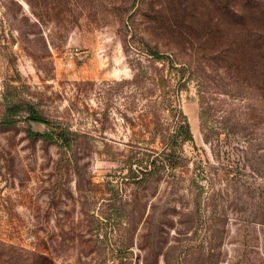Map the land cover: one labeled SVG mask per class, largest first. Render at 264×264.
Wrapping results in <instances>:
<instances>
[{"label": "rangeland", "instance_id": "rangeland-1", "mask_svg": "<svg viewBox=\"0 0 264 264\" xmlns=\"http://www.w3.org/2000/svg\"><path fill=\"white\" fill-rule=\"evenodd\" d=\"M242 1L0 0L4 264H264V98L226 15Z\"/></svg>", "mask_w": 264, "mask_h": 264}, {"label": "trees", "instance_id": "trees-1", "mask_svg": "<svg viewBox=\"0 0 264 264\" xmlns=\"http://www.w3.org/2000/svg\"><path fill=\"white\" fill-rule=\"evenodd\" d=\"M241 7L242 8H229L226 14L230 21L229 25L232 32L230 34V39L232 43L238 45V42L241 41L240 48L239 46L236 49L232 47L230 62L235 69L242 71L247 70L246 68L250 66L248 71L253 75L252 77L255 82H257L254 84L250 81V84L254 85V87L259 90L261 98H264V27L259 29L260 31H257V33L250 32L249 26L251 24H248L249 22L242 23V20H245V14L247 12H249L248 14L250 15L257 16L258 10L261 11V9L259 3L254 0H243L241 2ZM239 23L241 25H239L240 27L238 28L236 25ZM153 55L157 57L160 56L157 53ZM187 68H190L189 64L181 66L180 71L185 72ZM238 84L241 83L238 82ZM164 102V107L166 109H174L170 96H166ZM32 120L35 122H42V118L35 111H32ZM174 127L176 138L180 142L193 141L190 123L182 110H178V117L174 121ZM1 254L2 252H0V264H4L1 260Z\"/></svg>", "mask_w": 264, "mask_h": 264}]
</instances>
